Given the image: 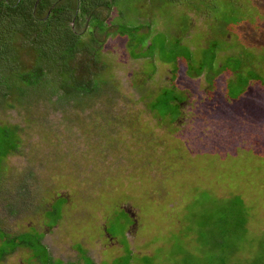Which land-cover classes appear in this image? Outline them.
<instances>
[{"label": "rangeland", "instance_id": "rangeland-1", "mask_svg": "<svg viewBox=\"0 0 264 264\" xmlns=\"http://www.w3.org/2000/svg\"><path fill=\"white\" fill-rule=\"evenodd\" d=\"M148 1L153 23L134 0L69 15L71 70L99 92L64 93L36 33L13 34L16 69L0 57V126L19 140L0 136V264H264V0ZM41 65L38 85L19 77Z\"/></svg>", "mask_w": 264, "mask_h": 264}, {"label": "trees", "instance_id": "trees-1", "mask_svg": "<svg viewBox=\"0 0 264 264\" xmlns=\"http://www.w3.org/2000/svg\"><path fill=\"white\" fill-rule=\"evenodd\" d=\"M77 0H0V57L2 55H5L4 57L7 58V56H11V60L14 59L13 55L15 53V48L12 45V37L13 34H15L16 32H26V33H36L35 36L37 38L42 39L41 41L44 43V45L40 48V51L43 53L42 57H44L46 55V53H48V51H50V53L48 55H46V59L44 60L42 58L39 60L40 64H43L44 66L50 65L51 64V70L52 68H54L60 75L63 74V76H65L66 78L64 79L65 82L61 85L62 87V91L64 93H66L67 95H73V94H77V95H91L92 93H94L95 89L98 90V92L101 90V87H99L98 85H95V83L93 82L92 84H90L89 82H87L88 80L86 79L85 81H83V79L87 76L83 75L80 76L78 75V71H76L74 68L71 67L72 64H70L71 60L73 58H75V55L80 52L78 49L81 48L83 46V42L80 36L76 35L75 30V26L72 25V18L69 17L70 14H73L74 11L78 12L75 10L76 7L78 6H83V8H86L85 5L82 3L83 0H78L77 4L75 6L74 2ZM117 0H108V2L106 3V8H108L109 11H111V7L114 5V2ZM134 1H138L139 7L142 8V16L143 14H145L147 17H149L151 19V22L153 23L154 21H158L157 20V16L154 13V17L152 16L153 11L150 9V3L148 1V5H141L142 3L139 2V0H134ZM166 1V0H164ZM198 1L199 4L202 3H206L204 0H195ZM239 1L242 0H230V4L228 5L229 9L228 11H232L234 10V4L233 2L237 3ZM246 3H250L249 0H243ZM193 0H190L188 3H192ZM219 2V1H218ZM222 2V1H221ZM52 5H51V4ZM62 3V4H61ZM219 3H217L218 6ZM156 4H154L155 6ZM50 7V14L52 16H49L48 21H47V27L44 30H41L39 32V30L37 29V27H35L34 25V17H33V13L32 11H37L40 9H44L46 7ZM250 7V5H249ZM258 7H254L252 6L251 9H254ZM153 9V8H152ZM236 11V10H235ZM225 10V12L220 13V15L222 16V18L224 20H228V21H233V22H239L242 21V18H240L237 15H233L232 17L228 14ZM119 14L123 15L122 12H118ZM227 13V15H226ZM236 13V12H235ZM54 14H56L54 16ZM151 14V16H150ZM225 14V15H224ZM186 16V15H185ZM69 17V18H68ZM80 14H77V18H73V21H75V23L78 22ZM152 18H154V20H152ZM186 17H184V21H178V26L180 27V25H183L185 22ZM59 24V25H58ZM59 26H62L66 29V32L70 35V39H66L63 40L62 34L61 32H63L62 30H60ZM100 26V24H99ZM136 28L140 29V28H144L143 26H137ZM74 29V30H72ZM67 35V34H66ZM54 39H58V41H61L57 44H55ZM162 39L163 40V36L160 34H156V39L155 42ZM218 41L219 40H212L210 41L209 45H208V51H210L211 53L214 52L215 54H218ZM38 44V41H37ZM34 46V45H33ZM37 48V46H36ZM78 50V51H76ZM56 56V57H54ZM189 56V54L187 55ZM8 59V58H7ZM50 59V60H49ZM169 60V59H168ZM13 61V60H12ZM60 61H65V63H61ZM14 62V61H13ZM12 62V63H13ZM237 68L236 71L239 70L242 65H243V61L239 58H237ZM39 64V63H38ZM39 66L37 70L34 71H30V72H25L22 71L20 72L19 77L22 78L23 81H28V83L30 82L31 85L35 86L38 85L40 82L39 80V72L38 70H42V66ZM14 68L16 69L15 66L16 63L14 62ZM87 67H85L84 71H86ZM92 68V67H91ZM89 68V70L91 69ZM11 70V69H10ZM235 71V72H236ZM91 72V71H90ZM254 73L249 72V74L246 77L240 76V80L239 83L241 81L242 87L241 90L245 89V87H247L248 84H246L248 81H250V79L253 77L254 78ZM94 73L92 72L91 74V81L94 80ZM12 77H8L7 79L10 80L12 79ZM70 78V79H68ZM21 80V79H20ZM21 80V81H22ZM98 87V88H97ZM9 89V88H8ZM12 91V88L10 89L9 92ZM24 94V92H23ZM6 96V95H3ZM9 96V95H7ZM180 97V96H179ZM177 97V98H179ZM184 98L182 97V99H174V102L178 104V107H181V105L183 104V102L185 100H183ZM180 110V108H179ZM179 116L181 114V111H178L177 113ZM176 114V117L173 115L171 116V120H175L176 118H178L179 116ZM172 115V114H171ZM170 117V116H169ZM164 121V119H163ZM15 130L13 131L12 129H8L5 126H0V136H2L1 140L4 141V145L6 146L7 151L8 148L11 146V150H13L14 148H18V139L17 137L14 135ZM12 137V140H11ZM12 142V144L9 146V144ZM14 151V150H13ZM12 151V152H13ZM61 198V196H60ZM61 200H63L64 202V198H61ZM147 264V263H146Z\"/></svg>", "mask_w": 264, "mask_h": 264}, {"label": "flooded vegetation", "instance_id": "flooded-vegetation-1", "mask_svg": "<svg viewBox=\"0 0 264 264\" xmlns=\"http://www.w3.org/2000/svg\"><path fill=\"white\" fill-rule=\"evenodd\" d=\"M74 26V24H72Z\"/></svg>", "mask_w": 264, "mask_h": 264}]
</instances>
